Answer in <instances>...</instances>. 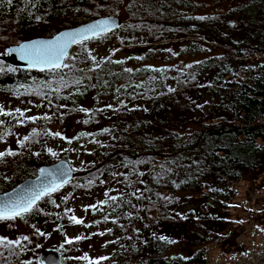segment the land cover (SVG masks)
<instances>
[{"label":"trees","instance_id":"obj_1","mask_svg":"<svg viewBox=\"0 0 264 264\" xmlns=\"http://www.w3.org/2000/svg\"><path fill=\"white\" fill-rule=\"evenodd\" d=\"M238 2L0 0V28L22 39L0 56L31 38L51 39L102 17L119 18L123 7L128 15L119 28L98 38L103 55L93 48L94 39L78 43L68 67L55 72L23 70L0 59V94L36 99L33 105H40L39 112L17 108L25 113L23 123L9 116L6 133L18 126L30 128L20 137L23 147L19 143L0 152L15 153L0 159V193L36 177L42 166L60 160L72 165L68 154L88 145L91 168L98 173L96 186L111 189L93 207L94 214L106 227L114 224L108 233L116 230L115 241L122 243L107 259L110 264H206L211 243L235 250L237 243L226 234L238 182H257L264 175V0L240 7ZM207 3L220 5L223 12L200 15ZM187 58L199 59L184 67L176 63ZM157 59L166 64L152 66ZM61 78L68 86L56 91ZM89 100L96 104L85 111ZM73 120L81 129L67 139L33 135V130L50 132L52 126L64 130ZM56 193L24 215L25 221L34 228L40 223L60 227L59 219L43 215L41 208ZM60 206L66 209L64 203ZM39 208L41 217L34 223L33 212ZM137 214L148 227L143 235L129 238L126 228L137 223ZM165 226L180 233L167 239ZM182 239L193 240L191 248L173 254L172 247ZM72 240L78 251L81 239Z\"/></svg>","mask_w":264,"mask_h":264},{"label":"rangeland","instance_id":"obj_2","mask_svg":"<svg viewBox=\"0 0 264 264\" xmlns=\"http://www.w3.org/2000/svg\"><path fill=\"white\" fill-rule=\"evenodd\" d=\"M250 1L239 0L237 4L240 7L243 3ZM222 6L227 11L234 9L233 5ZM206 7V10L203 9L199 12L200 15L206 16L208 14L223 12L221 6L215 3H207ZM238 15L239 13L235 12L232 16L237 17ZM127 16V11L123 7L120 10L119 18L124 20ZM99 37H95L92 44L94 45L93 48H96V51L100 55H103L105 48L102 45V39H98ZM21 40V37H14L11 30L0 28V51L13 42ZM31 40H34V38H31ZM256 58L261 59L263 55L258 54ZM198 59H180L176 63L184 67L188 63L195 62ZM67 63L68 58L65 64ZM162 63L166 64L164 59H157L150 64L157 67ZM136 64L133 63V65ZM35 101L36 99L29 101L24 99L16 100L11 98V96L0 94V106L6 112L14 111L18 107L25 109V113H28L31 109L39 112L38 107L40 105H33ZM94 103L96 104L94 100H89L83 105V109L90 111ZM9 120V116H0V132L6 133ZM29 128L30 126H18L14 127L12 131L10 128V132L0 139V152L8 151L10 148L11 151L12 149H16L24 138L20 137L26 134L25 131ZM80 129V124L73 120L71 123L65 125L64 130L60 126H52L50 132L42 130L33 131L38 135L43 134L41 137L43 139L49 136H57L54 135L55 133L60 134L58 137L67 139L72 136L70 134ZM78 148L79 151L77 153L71 152L68 154V159L72 162V167L76 169L77 176L73 182L65 188H61V191L55 192L54 198H49L41 207L45 209L43 215L47 212L48 215L57 217L59 219L58 224L62 225L58 228L53 227L49 229L48 226H43V223H40L38 227L34 228L25 221L24 216L13 220H0V238L13 242L12 244H0V264H20L22 261H24L23 264H42L41 256H43V251L47 255L48 252L46 250H54L56 249L55 247L60 245L62 246L57 249L60 256L65 258V262L62 260V264H89L87 259L81 260L82 256L83 258L87 256L92 261H99V264H110L111 261L107 259H110L111 253L120 247L122 243L115 241L118 235L116 230L108 233L114 224L109 223L108 227H106V223L103 222L102 217L94 214L93 207H95L99 200L104 201L107 197L106 193L110 192L111 189L107 185L100 184V186H96L98 183L96 182L98 173L91 168L93 162L91 161V156L87 154L92 150V146L81 145ZM256 181L250 179L245 182H238L239 195L232 202V209L229 211L231 225L228 226L226 234L229 241L237 243V248L235 250H232V248L226 249L220 243L218 244V242L209 244L208 247L213 245V248H215L213 251V264H264V175ZM62 203L66 205L65 210L61 209L60 205ZM187 207L190 208L191 205ZM41 208L33 212L36 216L31 219L32 222L36 223L40 220L41 214L39 213H42L40 212ZM69 213L83 220V223L71 224L72 222L68 221L70 217ZM154 217H156V214H154ZM60 218L63 220L60 221ZM137 219L138 221L135 225L126 228V234L129 238H133L139 234L143 235L144 229L148 227L147 224L141 221L142 214H137ZM40 232H43L45 235L41 236ZM48 232L51 233L48 234ZM179 233L177 227L165 226L163 229V237L170 240L174 239ZM24 237H28L29 239L24 240ZM77 237L85 238L80 240V243L76 247L79 250L75 251L73 244L66 243V240L76 239ZM190 243L192 244L193 240L182 239L177 245L172 247L171 252L173 254L186 253L191 248ZM10 250L15 256H11V259L8 257ZM261 259H263L262 262H260Z\"/></svg>","mask_w":264,"mask_h":264},{"label":"snow or ice","instance_id":"obj_3","mask_svg":"<svg viewBox=\"0 0 264 264\" xmlns=\"http://www.w3.org/2000/svg\"><path fill=\"white\" fill-rule=\"evenodd\" d=\"M8 4H11L12 0H6ZM110 22L109 21H101L97 24H93L88 26L87 28H83L76 32H66L62 36H57L54 41H36L30 44H21L20 49L22 51V55L28 59L29 63L39 67L41 70H48L55 72L62 68L68 67L67 64L64 63L65 59H67V48L70 44L79 43L83 44L84 41L88 40L91 37H94L100 32L105 30H110ZM126 71H131V69H126ZM76 84H79L80 81H74ZM58 87L55 89L59 91L60 88L67 87L68 82L61 78L57 82ZM47 87L51 88V85H47ZM40 90H36V94H39ZM18 114V115H17ZM0 116H14L19 123H23V118L25 117L24 111L20 109H16L15 113L6 112L2 106H0ZM28 120L35 122L37 117H28ZM44 119H50V117H44ZM33 135H36L34 132ZM54 135L59 136V133H55ZM3 137L0 136V139ZM28 137H25L27 140ZM20 146H24V142H20ZM51 152V150H49ZM14 155L15 153L9 151L7 153H0V159L4 157V155ZM53 156L56 153H51ZM35 155H39V153H35ZM44 170H42L43 172ZM56 174L58 176L57 181H52L46 185H44L39 191L33 192L29 196L25 195H16L9 197L4 202L0 203V220H13L17 217H23L25 214L31 212L34 208H36L37 202L46 195H50L51 192L56 191L62 184L66 183L67 173L62 172L61 170H56ZM87 210V209H86ZM70 219L77 224H82L83 220L78 219L76 216H71ZM41 236L45 235L43 232L39 233ZM85 237H77L76 241L80 239H84ZM24 240H28V237H24ZM164 239V238H162ZM75 241L72 239H67L66 243L72 244ZM12 244V241H5L3 238H0V244ZM89 261V264H99V261H92L87 256L84 257Z\"/></svg>","mask_w":264,"mask_h":264},{"label":"water","instance_id":"obj_4","mask_svg":"<svg viewBox=\"0 0 264 264\" xmlns=\"http://www.w3.org/2000/svg\"><path fill=\"white\" fill-rule=\"evenodd\" d=\"M101 21H109L110 24H111L110 30H105L103 32H100L97 35H95L94 37L89 38L88 40H91V39H94L95 37H99V36L104 35L106 33L112 32L115 29L119 28L121 26V24H122V19L121 18H118V17H102V18L96 19V20H94L92 22H89L87 24H84V25H81V26H78V27H75V28L63 30V31L59 32L55 37H53L51 39L38 38V39L22 42V43H20L18 45L11 46V47H9L6 50L5 55H1L0 56V59L5 61V62H7V63H9L10 65H12V66H14L16 68H20V69H23V70L48 71V70H41L39 67L30 64L28 59H26L22 55V51L20 49V45L21 44H30V43H33V42H36V41H54L57 36H62L66 32H76V31H79V30H81L83 28H87L90 25L97 24V23H99ZM88 40H86V41H88ZM77 44L78 43H73V44H70L68 46V48H67V58L70 55V53L72 52L74 46L77 45ZM66 60L67 59H65L64 63H66ZM42 170H44V171L42 172ZM56 170H61L62 172L67 173V176H66L67 182L62 184V186H60L56 191L51 192L50 195L54 194L55 192H57L58 190H60L64 186H66L67 184L73 182V180L77 176V173L75 172L74 168L72 167V165L67 160H60V161H58L55 164L48 165V166H42L39 169L38 175L36 177L25 180L23 183L19 184L17 187L13 188L10 191H7L5 193H0V203L4 202L9 197L16 196L18 194L19 195L29 196L33 192L39 191L44 185H46V184H48V183H50L52 181H57L59 178H58V176L56 174ZM48 196L49 195L43 196L37 202V205L44 198H46ZM46 251L48 252V254L46 255L45 251H43V253H42L43 256H41L42 264H62V258L60 256V253H59L58 250L54 249V250H46Z\"/></svg>","mask_w":264,"mask_h":264},{"label":"built area","instance_id":"obj_5","mask_svg":"<svg viewBox=\"0 0 264 264\" xmlns=\"http://www.w3.org/2000/svg\"><path fill=\"white\" fill-rule=\"evenodd\" d=\"M215 248H213V245H210V247H207V259L206 264H213V251ZM263 259H261L260 262H262Z\"/></svg>","mask_w":264,"mask_h":264}]
</instances>
